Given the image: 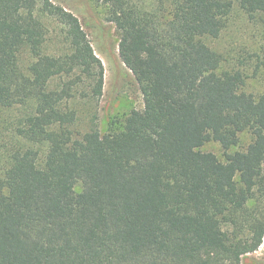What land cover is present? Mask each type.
<instances>
[{"label":"trees","instance_id":"obj_1","mask_svg":"<svg viewBox=\"0 0 264 264\" xmlns=\"http://www.w3.org/2000/svg\"><path fill=\"white\" fill-rule=\"evenodd\" d=\"M102 2L143 99L104 134V66L80 19L0 0V113L16 112L0 128V264H242L264 238V90L242 89L264 37L236 68L205 39L235 9L264 32V0ZM82 101L95 111L76 133ZM242 132L223 161L199 149Z\"/></svg>","mask_w":264,"mask_h":264},{"label":"rangeland","instance_id":"obj_2","mask_svg":"<svg viewBox=\"0 0 264 264\" xmlns=\"http://www.w3.org/2000/svg\"><path fill=\"white\" fill-rule=\"evenodd\" d=\"M73 12L81 21L95 54L104 66L103 94L97 106V125L104 134L121 128L126 115L132 109L143 106L142 94L131 71L121 62L118 52L119 34L113 23L106 20V7L102 0H53ZM264 37L259 24L248 19L240 10L235 9L227 27L220 36L205 42L225 58V68L240 66L239 60L255 52ZM250 59V58H249ZM251 64L252 60H250ZM243 68V67H242ZM244 69V68H243ZM250 70L251 67H250ZM243 90L258 94L264 90V72L246 79ZM79 119L73 127L74 132L84 133L89 128V118L95 111L91 102L78 104ZM14 110H3L0 113L1 131L7 119L14 116ZM251 141L249 132L239 134L236 145L225 150L218 142L210 140L199 147L201 151L214 153L218 159L225 160L226 153L243 151ZM264 172V163H263ZM78 188V187H77ZM264 209V203L261 204ZM242 264H264V238L258 250L245 255Z\"/></svg>","mask_w":264,"mask_h":264}]
</instances>
